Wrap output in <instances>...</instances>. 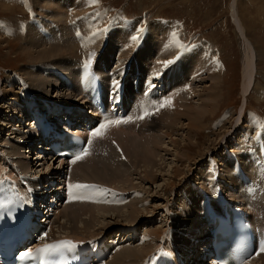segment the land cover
<instances>
[{"label":"rangeland","instance_id":"1","mask_svg":"<svg viewBox=\"0 0 264 264\" xmlns=\"http://www.w3.org/2000/svg\"><path fill=\"white\" fill-rule=\"evenodd\" d=\"M30 1L32 4V7L29 8V5L24 3L25 7L22 8V6L20 4H16L17 2H19V0H0V79H1L0 80V87H1L0 88V112L2 110V114L0 113V153H3L6 155V157H0V159H1L0 163L3 162L2 160L14 162V163L18 164L22 169H24V165H25L27 167L26 169H28V171H31V173H33L32 170L34 171V168H32V166L34 165V162H31L32 160L31 161L27 160L25 155L20 156V158L17 156H15L17 158H12V156H13L11 153L12 147H18L17 144H19L22 141H20L21 137L19 135V132L21 130H18L17 132H14V131L10 132V133H13L12 135L9 133V128H10V125H12V122H14V120H16L15 119L16 117H18V119H20V117H21V115H19L20 114L19 111H15V110L13 111L10 106L12 105V103L14 101L21 102L22 96L26 95V93L31 94L32 98L34 97L36 101L37 100H40V101L48 100L49 102H53V100L62 101L63 98H61L60 96L63 97L64 94L67 95L68 91H65V88H63L64 87V85H63L64 80H62V78L59 75H57L54 72V70L58 69V70H61L63 72L66 69L64 74L66 75V78H67L66 83H69V89H72V88L78 89V85L75 82V79H76L75 69L79 68L78 66L80 64L84 63V61H92L97 57L98 53L100 52V49H98L99 48L98 44L100 42H102V45L104 44L103 46L100 45L101 46L100 48H102V51L100 53L101 58L105 59L106 64H109L115 68L119 67L120 64H123L124 62H126V60H128L131 57L132 52H133L132 50H134L133 47L135 46V43L137 44L138 42H143L139 51L136 52L133 56L134 68H131V70L133 69L132 74L134 72H136L138 69L141 72L144 70L146 77L152 76L151 74H155V72H156L155 68H157L156 66H151L152 69L154 68L152 70L151 68L148 69V67L144 66L143 62H140V61H142V59L145 55V52L148 49L147 41H148V38L150 36L149 29L147 31L146 37L142 38V36H141L142 32L138 33V30H137V25L139 22L138 20L137 21L136 20H133V21L129 20L128 22H127V20H119L118 18H122V17L117 16L115 14H120L122 16L128 15V17L136 16L137 19H141V20L147 19L151 23V24H149L150 26L151 25L154 26V25H158V24H160V25L165 24L166 27L168 26L172 30V32H173L172 37H174V34H175V38H177L179 40V43L181 44L180 46L183 45L186 48H193L195 46L206 48V49H208V51L210 50L209 53H210V58H212V61L218 65H221L220 66L221 71H222L221 72V82H219L220 83V86H219L220 89L218 88L219 98L217 100V102L220 105V106L217 105V107H220V108H218L216 111H214V109H210V108L206 109V111H210V112L208 114H205V115H208L209 117L211 116V118L213 117L212 119L203 123L204 126H206V128L209 127V129L206 130V128L203 127L202 129L190 132V134H189V131H190L189 125L191 122H194L196 119L193 116L188 117L185 113H186V111L190 110L191 108L200 110L198 108V106H200L202 103H208L209 98L207 96H208V93L210 92V90H209L210 86L214 85L215 83H213L214 81L210 77L208 78L206 76V71H204V74L201 76V71L199 70L198 65H192V66L189 65V67L184 65L182 63L183 59H185L184 56H183V59L182 58H176L175 56H173L172 57L173 60L172 59H170V60H172V62L174 64L172 65V63H171V65H169L168 68H165V65H164V68H162V71L163 72L166 71V73L164 75V84L165 85L163 86L164 88L162 90V92H163L162 96L166 97V100L167 99L171 100L172 98L177 97L176 100L178 102L180 100V102H182V104H183L182 106L176 108L175 112H173V114H175V115L182 113V116H181L182 120L180 121V126L177 127L178 131L175 133V135H173L171 137H166L165 136L166 134H165L164 137L160 139L161 142L157 147L158 151L156 150L153 153L154 155H151L155 164H156L154 166V168H152L153 173L156 175V177L152 179V182L149 180H145V178H144L145 175L143 174L144 169L133 168L132 170H130L129 171L130 176L128 177V180L130 181V185L133 186L132 190L129 189L133 193L131 199L130 198H128L127 200L126 199H117V202H113L111 206H106V205L104 206L102 203H96V204L102 205V207H105V208L110 207V208H114V209L117 208L118 209V208L123 207L124 209L121 208L123 211L119 210L120 212H122L121 214L119 213V211L116 212V213H119L120 216H118V214H116L115 211H112V212L109 211L110 209H108L107 211L102 210L101 213H99V217H97L98 220L100 221L98 224L99 226L97 225L96 226L97 228L90 229L91 232L93 230L97 229L96 230L97 233H101L100 230H102V228H105L106 226H109L111 224L110 227H113V229H114L113 232H111V231L109 232V230H105L106 232L103 231L102 236H100L102 239H105L106 237H110L111 235H114V234L118 235L121 232L124 233L123 237H125V235H128L130 237V239H132V237L133 238L136 236L138 237V233H139V235H141L142 240L140 243H138V244H136V243L133 244V242L123 243L120 249H122V248L123 249H125V248L139 249L140 247H142V245L146 244L145 240L148 241V239H145L144 237L149 236V234L151 235L150 231L152 232V230L154 231L155 229H156V231H159L158 229L166 230L168 228H172L176 231L178 230L179 233L190 231L193 235L194 234V232H193L194 225L185 226L186 221H184V218H186V216L191 215V213L189 214L188 211L191 210V208L193 209L194 205L188 204L186 199L185 200L183 199L184 189H186L187 191H191V182L195 181V182H197V184H200L202 178H211L213 175H215V173L213 174V172H210V173L206 172L207 166L209 167V170L212 167L210 164L211 159L217 160L219 163V161L222 159H216V156L217 155L222 156L223 149L225 146H227L228 148H231V150H235L237 147L239 148L241 143L244 141V137L243 138L239 137L240 134L243 133L244 129L249 132L251 130L253 131V129H256L257 127L260 129L261 126H262L261 128H263V126H264L262 124H259L258 121L255 119V118H257V119H260L261 121L264 120V0H99V2L97 0H90V1L89 0H83L84 3L87 5L92 4L91 10L89 11V13L92 12V14L94 15L92 21L94 22L95 19H99V21H102L100 23L98 21H96V23H98V27L96 26L97 28H94L95 25H97L95 22H94L95 25L93 22H92L93 25L92 24L89 25L88 22H87L88 25L87 24L86 25L87 26L92 25L91 30L92 31H94V30L99 31L100 35L102 33V37L104 39L101 38V36L99 35L98 32L94 31L95 32V35H94V33L91 30L86 29L87 26H82L83 24H80L83 22V21L80 22V20H79L80 19L79 17L81 15L79 17L75 16V17H77L76 19L79 18L78 19L79 21L75 20V17H74L75 14L74 13H76V11L74 12L73 7H71L70 4H68V6H67L68 12L70 11L69 12L70 14H67V16L71 20L67 16H65L66 18L64 17L63 19L57 18L58 20H56L55 17H52L50 15V12L52 10H48V16H51L49 18V21L51 22V25H52V28H51L50 27L51 25L49 24L50 32H51V30H54V28H56L57 26L60 25V28H62V30H63L62 32L64 35L62 33H59L60 35L58 34V36L60 38L62 35H63V37L65 36L63 39L65 42L64 46L70 47L71 48V51L69 50L70 52H74V50H75L74 54H76L75 56L73 55L74 56V58H73V56H72L73 53L71 54L69 52V54H70V57H69L68 51H67V49H65L67 51V54L65 53L64 50H61V51L55 53L56 55H50L49 54L50 56L48 55V57H45L46 55H44L45 60L46 59L49 60V58L50 59L54 58L57 60H62L63 62L68 61V63H65V64H61L60 62H57V65L56 66L54 65V67L49 66L48 64H46V62H40V61L35 62L34 60H31V58H29V56L27 57V55L29 53L28 49L27 50L25 49V52L20 49L22 46V43L24 41V35L26 34V32L31 30L30 24L34 23L36 26L38 23V19H40V17L42 19L41 21L46 22V21H44V18H43L45 16H41V15H43L42 11L45 10V8H47L51 4V0H48L50 2V4L47 1L48 3L47 2H41L42 4L38 3L39 6H37V5L35 6L34 1L33 0H30ZM233 3H234L235 11L237 13V18H238L240 24L244 27L246 37L248 38L249 42H251L253 49L255 50L254 51L255 55H256V57H255L256 58V72H255L256 75H255V81H254V85H253V89H252L253 91L251 92V94H249L246 97L245 102H243L242 91H241L242 88L241 87H242V80H243L242 70H243V66H244V62H245L246 58H244L245 57L244 56L245 50H244L243 39L240 36V34H238L239 33L238 29L235 26L234 21H233V12H234L233 8H232ZM46 4H48V5L46 6ZM71 4L75 7L78 5L75 2H72ZM4 7H6V8H4ZM34 7H35L36 12L34 11ZM113 7H114V9H112ZM11 8H13V10H15V12L18 10H21V11H18L15 13L14 11L8 12V10H6V9H11ZM28 8H29V10H28ZM48 8H50V7H48ZM32 11H33V13H32ZM64 11H65V13H68L67 10H64ZM97 12H98V14H96ZM37 13H39V14H37ZM69 15H72V16L70 17ZM112 15H115L116 17L112 19V20H114L112 25H111L112 28L110 27V31H107V30H109L106 27V25L109 23V19L107 20V18H108L107 16H112ZM30 17H31V21L28 22ZM45 18H47V17H45ZM109 18H111V17H109ZM157 18H158V20H161V21L166 19L169 21V23L157 21ZM52 19H54V20L52 21ZM55 20L57 21V23L61 20L62 24H57ZM73 20H75L76 22H74ZM103 20L107 21L105 26H104ZM54 22H55V25L57 24L56 26L55 25L53 26ZM63 22H65L64 24H66V25L68 24V25L64 26ZM85 22L86 21H84L83 23L85 24ZM24 23H26L25 26H24ZM135 23H137V24H135ZM72 24H73L74 28L72 27ZM79 24L82 27H80ZM27 25H29V26H27ZM23 26H24V28H22ZM75 26L77 28H75ZM130 26H132L133 28L131 27V29H130ZM173 26L176 27V29L173 28ZM127 27H129V28H127ZM79 28H81V29H79ZM122 28H124V29H122ZM7 29L11 30V31L9 33H5L4 31H6ZM68 29L70 32L73 33V36H69L70 34L67 33V32H69ZM86 30H88V31H86ZM124 30L126 33L124 32ZM136 30H137V33L134 34L136 32ZM64 31H65V33H64ZM39 32H41V30ZM91 32L93 33V36H92ZM78 33H79V35H78ZM87 33L89 34V36ZM48 34L50 35L52 33H48ZM75 34H76V36H75ZM120 34L121 35L123 34L126 36L121 37ZM80 35H81V37L83 36V40L80 37ZM85 35L88 37L91 36L93 38L91 39V37H90V38H88V41H86L87 39H86ZM53 36H55V34ZM132 36H135V39H133ZM179 36H181V37H179ZM55 37H53V40H55L54 39ZM84 37H85V40H84ZM95 37L97 39L100 38L102 41L99 42L100 39H98V41L97 40L94 41V43L97 42V43H95L97 45H95V44L94 45L96 47H98V48H95L96 51H95V49H93L95 51V53H94L91 48L95 47L92 44L93 40H95L94 39ZM105 37L107 39L106 42H105V40H106ZM182 37H183V39H182ZM50 38H52V35L50 36ZM80 38L82 41H84V42L86 41V43H85L86 50L88 49L87 50L88 52L92 51L94 53V54L92 52L88 53L89 55H92L91 57L94 59H92L90 56L87 58L86 56L88 54L86 53L87 55L86 54L84 55V52H81V51L85 50V47H83L84 49L81 48L82 47L81 45H83L84 43L79 44V41H81ZM160 40H161V38H160ZM178 40H176V41H178ZM183 40H185L186 42H195L196 44L184 43ZM75 41H77V42H75ZM90 41H91V43H89V45H90L91 50H89V48H88L89 47L88 42H90ZM119 41H121V42H119ZM49 43H52V42H49ZM129 43H131V44L129 45ZM126 44L129 46H126ZM77 45H79L77 47L78 49H76ZM91 45H93L94 47H92ZM79 47L81 48V50ZM121 47H122V49H121ZM72 49H74V50H72ZM123 49L124 50L126 49V50L124 51ZM23 52H24V54H23ZM60 52H61V54H60ZM78 53H79V55H78ZM142 53H143V55H142ZM64 55H67L69 57V58L67 57L69 60ZM81 55L84 57H82ZM115 55L118 56L117 62H115L116 64L114 63ZM77 56H78V58H77ZM122 56H124V57H122ZM56 57H58V58H56ZM70 58H72V59H70ZM212 61H210L209 68L212 64ZM151 63H152V61L149 62L148 64H151ZM156 63L158 64V61H156ZM59 64H61L60 65L61 68H59L60 67ZM167 64H170V63H167ZM63 65L65 67H63ZM169 67H173V68L169 69ZM62 68H64V69H62ZM44 69H46L44 71L45 72L44 75L46 74L45 79H47L48 81L52 80L54 82L51 81V83H53V84L56 83L58 85V88L61 87V91H63V92L60 94V96H59V92H58V88H57L56 84H54L53 86H51V84H50V90H49V85L47 87H45L44 89L50 91V93H49L50 97L49 98L48 97L42 98V97L37 96V95L33 96L31 91H29V89H28L29 88L28 85L24 86L22 84L17 83L18 81L24 80V78H27L25 76V75H27V73L33 72L36 70H39L41 72ZM49 69H52V70H49ZM145 69H146V71H145ZM52 73H55L56 76H52ZM22 74H24V75H22ZM182 74L183 75L192 74V75L198 77L196 79V81L194 82L195 92L192 91L195 95H192L190 93V90L193 88V85H188V84L185 85V87H187L186 91L184 90L185 87L182 88L183 90H181V88H179L180 90L174 88V86L178 80L177 77L178 76L180 77V75L182 76ZM34 77L41 78V76L39 74H35ZM51 78H53V79H51ZM199 79H201V80H199ZM24 81L27 84H29V86L32 85L30 80L29 81L24 80ZM57 82H59V83H57ZM219 83H217V84H219ZM191 86H192V88H191ZM39 87L42 88V85L41 86L39 85ZM53 87H54V89H53ZM2 90H6L9 92V94H8L9 96L7 97L6 101H2L3 100ZM175 90L181 91V93L183 94V97L180 98V97L176 96L179 91L175 92ZM204 90H207V92ZM70 92H71V90H70ZM13 93H17V96H19L18 100H16L14 98ZM184 93H186V94H184ZM172 94L175 96L173 97ZM189 94H190V96H189ZM187 95H188L189 99L185 98L186 100H183L184 96H187ZM81 96H82V94H81ZM171 96H172V98H171ZM140 99H142V98H139L138 101H142ZM63 103L65 105L72 103L73 105H75L77 107L80 106L77 101L69 102V101H67V99ZM160 104H161V102H160ZM178 104H181V103H178ZM158 106H159V103H158ZM164 107H166V105ZM242 108H244V109H243V112L241 114ZM162 111H163V108H162L161 112ZM158 114H159V112H158ZM153 116H158L157 112ZM154 119L157 120L156 121L157 124H159V125L163 124L162 121H160L157 117H155ZM150 120L152 121L153 117L150 116L144 122H140V121L135 122L137 124L141 123V124H139L140 127L137 126V128H134L136 126L133 127L132 124H130L127 126H118V128H115L112 130L109 129L110 131L108 133H106L104 136H102V138H99L93 142V147H95V146L98 147V151H97L96 155L92 154L88 158H86V161H84L85 164L83 163L84 167L89 166L94 161L98 160L97 159L98 153L100 155L102 150H103V153L105 152L104 155H105L106 159L110 158L111 161H115L117 159L116 157H118L119 154H124V151H125L124 144L125 143L122 141L127 142L126 140L135 133L134 131L142 132V133L144 131L148 132V128L152 126V122ZM147 121H150L151 123L147 122ZM25 124L26 123H24L25 127L22 126V131H21L22 133H23V131L24 132L30 131V130H28V128H26L27 125H25ZM242 124H243V126H241ZM14 125L19 126V123H16ZM181 126H183V127H181ZM185 127L187 129L184 130ZM223 127H225V128H223ZM130 133H132V134H130ZM164 133H166V132L164 131ZM154 134L159 135L158 132H156ZM186 134H187V137H185ZM199 134H200V137H199ZM248 137H250V136H248ZM121 138H123V139H121ZM143 139L141 142L145 143ZM116 140H117V142H115ZM111 141H112V143H111ZM113 141H114V143H113ZM176 141L180 144H177L176 146H174L173 143ZM213 141H215V144L212 145ZM24 143H27V142H24ZM118 143L119 144L121 143V145L124 143L122 145V148L120 147V145ZM232 144H234V145H232ZM117 145L121 149L119 147H117ZM186 145L191 146V150L189 151V157L197 158V157H200V154L204 157L199 159L196 164H192V163L186 161L185 160L186 158L181 156L182 147L186 146ZM231 145L233 147H231ZM23 146H24V144H23ZM234 146H236V147H234ZM106 147H107V150H105ZM207 147H209V149H212V150L209 151V149H205ZM114 148H118V149L115 150ZM237 149L234 152L237 153L238 152ZM257 149H258V147L255 146V150H257ZM118 150H120L121 152H119ZM148 151L150 152L149 149H148ZM106 152L108 153V155H106L107 154ZM183 152H185V150H183ZM110 153L114 154V155H112V158H111ZM145 153L148 154V152H146V150H145ZM236 155L239 156L238 154H236ZM108 156H110V157H108ZM230 161L231 160L222 161L220 164L222 166L221 169L219 168L220 165L217 163V167L215 168L219 172H223L224 176L228 172V175L230 176L231 179H228L227 175H226V178H225L226 185H231V188H233V187L236 188V189H234V191L231 194H230V190H227L230 198L232 197V198L236 199L235 195L241 189L239 186L245 185L244 186L245 188H243L244 190L242 189V191L246 192V190H247V192H248L250 190L251 192L249 191L248 195L253 196V198H251V199L255 200L258 198V200H260L259 194H256V193L261 188L262 183L260 186L259 180H255L256 178L252 177L253 174H258V172L260 170L256 169L257 167L255 165H253V164L251 165V163H248L249 167L251 168V166H252V168L250 170L251 176L249 174H247V175H249L250 178H254L255 181L253 180L254 181L253 184L251 182V179L248 180L247 182H244V181H241L240 179H238L237 175L234 174L233 162H230ZM52 162L53 161L48 158L45 161L46 167H47V165L53 166ZM207 162L209 164L204 166ZM191 164H192V166H191ZM55 165H56L55 167L58 166L57 163H55ZM34 166H37V165H34ZM255 169H256V171H255ZM39 170L40 169H38V171ZM176 171H180V172L182 171L183 173H185L184 175H182L180 177V179L178 181H176L178 186L171 187L170 185H168L166 187V184H168L174 180L175 175L172 172H176ZM224 171H226V172H224ZM253 171H255V172H253ZM203 172H206V173L203 174ZM230 172H232L231 175H230ZM261 172H262V170H261ZM261 172H259V174ZM55 174H56V172H53V174H51V176H53ZM172 177H174V178H172ZM221 177L223 178V176H221ZM233 178H235V179H233ZM236 178L238 181L236 180ZM231 180L234 181L235 183L231 182ZM241 182H242V184L243 183L244 184L239 185V183H241ZM92 184L94 185V183H92ZM201 185H205L206 186L205 188H208L206 184H201ZM210 185H212V184L210 183ZM236 185H238V187ZM263 185H264V182H263ZM117 187H120V186H117ZM219 188L220 187H218V189ZM129 190H126V191L129 192ZM207 191H209V188ZM263 192H264V190L261 191L260 193H263ZM190 196H191L190 198L192 199V201L200 203L201 199L196 198L197 193L195 194L194 191H191ZM136 198L138 200L137 204L139 203V205H136V207H137L138 211H140V217H139L140 219L138 221H136L135 225L129 226V223L127 221L128 220L127 217H128V212L130 211V208H132V207H130L131 205H128V204H133V202L136 201V200L134 201V199H136ZM238 198L242 199V198H240L239 193H238ZM244 200H245V202H247V204H249L251 202L250 198H246ZM240 201H242V200H240ZM248 201H250V202L248 203ZM91 203L95 204L93 202H91ZM243 204H245V203H243ZM65 205L66 204H63L62 208ZM116 206H118V207H116ZM125 206H127L129 208H127V207L125 208ZM102 207H100V208H102ZM173 211L175 212L174 214H176L175 217H174V215H171V213ZM100 214L101 215L103 214L102 215L103 217ZM248 214H249V216L251 215L249 212H248ZM117 224H120V225H117ZM58 229L59 228L54 227L53 232L55 230L54 233L57 234ZM200 232H202V230ZM89 233L90 232L88 231L87 234L90 235ZM126 233H128V234H126ZM175 234L177 235V233H175ZM196 238L201 239L202 237L197 236ZM180 241L183 242V244L185 246H188V250H189V246H190L189 243L191 242V239L190 238L187 239V237H185V234H183ZM155 243H156L155 246L160 245V244H158V242L154 241V244ZM183 248L186 249V247H183ZM194 248L192 247L191 250L194 251ZM188 250L186 249V253H187V255H190V259H192V256H193L194 258H197V260H198V257H197L198 254L195 256L194 253H190V252H188ZM118 251H119V249H118ZM195 253H197V252H195ZM111 257H112V255H110V257L106 261V263L109 262V260H111ZM260 260H264V256L261 257ZM260 260L256 264H261L262 262H260Z\"/></svg>","mask_w":264,"mask_h":264},{"label":"bare ground","instance_id":"2","mask_svg":"<svg viewBox=\"0 0 264 264\" xmlns=\"http://www.w3.org/2000/svg\"><path fill=\"white\" fill-rule=\"evenodd\" d=\"M34 1V5L36 6H39L38 5V3L39 4H42L41 2H47L48 0H33ZM83 0H51V4H50V2H49V6L48 7H50V8H45V10H43L42 12H43V15H41V16H45V17H47V18H45V17H43L44 18V21H46V22H43V21H41L42 19H41V17H40V19H38V23H37V25L35 26V24L34 23H32V24H30L31 26V30H29L28 32H26V34L24 35V41H23V43H22V46H21V50L22 51H24L25 52V49L27 50L28 49V55H27V57L29 56V58H31V60H34L35 62H46V64H48L49 66H53L54 67V65L56 66L57 65V62H60L61 64H65V63H68V61H65V62H63L62 60H57V59H50L49 58V60L48 59H46L45 60V57H48V55L50 54V55H56L55 53H57V52H59V51H61V50H64L65 51V53L67 54V51H68V55H69V57H70V54H69V52L71 51V48L70 47H66V46H64V44H65V42H64V37H63V30H62V28H60V25L59 26H57L56 28H54V30H51V32H50V30H49V24L51 25V22L49 21V18L52 16V17H55L56 18V20H58V19H63L65 16H67V14H70L69 12H68V9H67V6H68V4H70V6L71 7H73V10H74V12L76 11V13H74L75 15H74V17L75 16H80L78 19L80 20V22H84V21H86L85 22V24L82 22V23H80V24H83L82 26H87L88 24L90 25V24H92L93 25V23L95 22L96 23V21H98L99 23L100 22H102V21H99V19H95L94 20V22L92 21V19H93V14H92V12H90L89 13V11L91 10V5L92 4H90V5H87V4H85L84 3V1L82 2ZM90 1V0H89ZM47 2V3H48ZM72 2H75V3H77L78 5L75 7V6H73L71 3ZM96 2V1H95ZM94 2V3H95ZM18 3V2H17ZM48 4H46V6H47ZM66 5V6H65ZM75 5V4H74ZM45 7V6H44ZM4 8H6V7H4ZM8 8V7H7ZM232 8H233V21H234V24H235V26L237 27V29H238V34H240V36L242 37V39H243V42H244V50H245V57L244 58H246L245 59V62H244V66H243V70H242V75H243V80H242V89H241V91H242V97H243V102H245V100H246V97L249 95V94H251V92L253 91L252 89H253V85H254V81H255V72H256V55H255V50L253 49V46H252V44H251V42H249V40H248V38L246 37V34H245V29H244V27L240 24V22H239V20H238V18H237V13H236V11H235V8H234V3L232 4ZM6 10H8V12H15V10H13V8H11V9H6ZM11 10V11H10ZM24 10V9H23ZM48 10H52L51 12H50V15L51 16H48ZM64 10H67V12L68 13H65V11ZM72 10V9H71ZM18 11H21V10H18ZM18 11H16V12H18ZM34 11H35V7H34ZM15 12V13H16ZM36 12V11H35ZM62 13V14H61ZM37 14H39V13H37ZM96 14H98V12L96 13ZM70 17L72 16V15H69ZM68 17V16H67ZM105 17V16H104ZM58 18V19H57ZM66 18V17H65ZM69 18V17H68ZM77 17H75V20H77V21H79L78 19H76ZM47 19V20H46ZM70 19V18H69ZM73 19V18H72ZM54 19H52V21H53ZM55 20V21H56ZM71 20V19H70ZM75 20H73L74 22H76ZM101 20V19H100ZM104 21V20H103ZM129 20H127V22H128ZM87 22H88V24H87ZM93 22V23H92ZM56 23H57V21H56ZM65 22H63V25L65 26L66 24H64ZM69 23V22H68ZM78 23V22H77ZM95 23H94V25H95ZM118 23V22H117ZM156 23V22H155ZM57 24H62V22H61V20L57 23ZM56 24V25H57ZM79 24V25H80ZM87 24V25H86ZM97 25H95V27L94 28H97L98 27V23H96ZM122 24V23H121ZM120 24V25H121ZM135 24H137V23H135ZM151 24V23H150ZM158 24V23H157ZM55 25V22L53 23V26ZM55 25V26H56ZM68 25V24H67ZM66 25V26H67ZM91 25V26H92ZM117 25V24H116ZM163 25V26H162ZM27 26H29V25H27ZM77 26V25H76ZM75 26V28H77ZM81 25H80V27H82ZM91 26H87V28L86 29H88V30H91L92 29V27ZM97 26V27H96ZM100 26V25H99ZM122 26V25H121ZM51 28H52V25L50 26ZM69 27V26H68ZM72 27H73V24H72ZM71 27V28H72ZM79 27V26H78ZM126 27V26H125ZM131 27L132 26H130V29H131ZM74 28V27H73ZM127 28H129V27H127ZM126 28V29H127ZM133 28V27H132ZM79 29H81V28H79ZM121 29V28H120ZM122 29H124V28H122ZM41 30V32H39ZM65 30V29H64ZM88 30H86V31H88ZM112 30V29H111ZM133 30V29H132ZM27 31V30H26ZM68 31H69V29H68ZM92 31V30H91ZM95 31V30H94ZM92 31L93 33H94V35H95V32H98L99 33V35H100V32L99 31ZM149 31H150V36H149V38H148V41H147V45H148V49L146 50V52H145V55H144V57H143V59H142V61H140V62H143L144 63V66H146V67H148V69L149 68H151V66H156L157 68H155V70H156V72H158V71H162V68H164V65H165V68H168V66L169 65H171V63L170 64H167V62H169V61H172L173 60V56H175L176 58H182L183 59V56H184V58L185 59H183V61H182V63L184 64V65H186V66H188L189 67V65H198V67H199V70L201 71V76L204 74V71H206V76L209 78H211L214 82L213 83H215L214 85H212V86H210V92L208 93V98H209V101H208V103H202L200 106H198V108L200 109V110H198V109H194V108H191L190 110H188V111H186V115L188 116V117H191V116H193L196 120L194 121V122H191L190 123V125H189V127H190V131H189V134H190V132H192V131H196V130H199V129H202L203 127H205L206 128V126H204V122H207L208 120H210V119H212L211 118V116L209 117L208 115H205V114H208L210 111H206V109L207 108H210V109H214V111H216L218 108H220V107H217V105H219V103L217 102V100H218V98H219V94H218V88H219V86H220V83L219 82H221V65H218V64H216V63H214L213 61H212V58H210V53H209V51H208V49H206V48H203V47H197V46H195V47H193V48H186V47H184L183 45L182 46H180L181 44L179 43V40L177 39V38H175V34H174V37H172V30L167 26H165V24H158V25H149ZM74 32V31H73ZM91 32V33H92ZM124 32H125V30H124ZM128 32V31H127ZM134 32V31H133ZM24 33V32H23ZM48 33H52V34H48ZM59 33H62L63 35L61 36V38L58 36V34ZM64 33H65V31H64ZM67 33H69L68 35L69 36H73V33L72 32H67ZM76 33V32H75ZM93 33H92V36H93ZM126 33V32H125ZM137 33V30H136V32L134 33V34H136ZM48 34V35H47ZM55 34V36H53ZM88 34V33H87ZM52 35V38H50V36ZM60 35V34H59ZM67 35V34H66ZM78 35H79V33H78ZM83 35V34H82ZM121 35V34H120ZM129 35V34H128ZM149 35V34H148ZM49 36V37H48ZM75 36H76V34H75ZM88 36H89V34H88ZM88 36H86L85 35V37H86V41H88V38H90V37H88ZM101 38H103L102 37V33H101ZM113 36V35H112ZM124 37V36H126V35H121V37ZM131 36V35H130ZM48 37V38H47ZM53 37H55L54 39L55 40H53ZM67 37V36H66ZM80 37H81V35H80ZM85 37H84V40H85ZM135 36H132V38H134ZM146 37V36H145ZM148 37V36H147ZM179 37H181V36H179ZM82 38V40H83V36L81 37ZM81 38H80V40H81ZM93 37H91V39H92ZM160 38H161V40H160ZM95 40H93V45L95 44V43H97V42H95L94 43V41H98V39H100V38H94ZM104 39V38H103ZM119 39V38H118ZM124 39V38H123ZM126 39V38H125ZM45 40V41H44ZM66 40V39H65ZM79 40V39H78ZM81 40V41H82ZM131 40V39H130ZM129 40V41H130ZM176 40H178V41H176ZM79 41V44H82V43H84L83 45H81L80 47L81 48H83V47H85V50H86V46H85V43H86V41L84 42V41ZM92 41V40H91ZM91 41L90 42H88V48H89V50H91L92 49V51L95 53V51H96V49L95 48H98V47H96L95 45H97V44H95L94 46L93 45H91L92 47H94V48H91L90 49V45H89V43H91ZM100 41H102L101 39L99 40V42ZM112 41V40H111ZM128 41V42H129ZM139 41V40H138ZM142 41V40H141ZM49 42H52V43H49ZM73 42V41H72ZM75 42H77V41H75ZM81 42V43H80ZM119 42H121V41H119ZM131 42V41H130ZM146 42V41H145ZM101 43V44H100ZM98 45H99V48L98 49H100V47L102 46V42H100ZM132 43V42H131ZM131 43H129V45L131 44ZM46 44V45H45ZM123 44V43H122ZM128 44V43H127ZM126 44V46H129V45H127ZM70 45V44H69ZM87 45V44H86ZM101 45V46H100ZM135 45H136V43H135ZM145 45V44H144ZM73 46V45H72ZM79 45H77L76 46V49H78L77 47H78ZM117 46V45H116ZM122 46V45H121ZM125 46V45H124ZM79 47V48H80ZM81 48H80V50H81ZM126 48V47H125ZM141 48V47H140ZM146 48V47H145ZM185 48V49H184ZM208 48V47H207ZM65 49H67V51L65 50ZM75 49V48H74ZM74 49H72V50H74ZM84 49V48H83ZM82 49V50H83ZM93 49H95V51L93 50ZM121 49H122V47H121ZM30 50V51H29ZM70 50V51H69ZM85 50H83V51H81V52H84V55L87 53H90V52H92V51H90V52H88L87 50V52L85 51ZM124 50V49H123ZM126 50V49H125ZM124 50V51H125ZM164 50V51H163ZM77 51V50H76ZM133 51V50H132ZM141 51V50H140ZM145 51V50H144ZM24 52H23V54H24ZM74 52H75V50H74ZM74 52H70L71 54H72V56L74 55H76V54H74ZM78 52V51H77ZM76 52V53H77ZM92 52V53H93ZM165 52V53H164ZM93 53V54H94ZM125 53V52H124ZM136 53V52H135ZM164 53V54H163ZM60 54H61V52H60ZM64 54V53H63ZM86 54V55H87ZM123 54V53H122ZM44 55H46L45 57H44ZM49 55V56H50ZM78 55H79V53H78ZM83 55V54H82ZM81 55V56H82ZM108 55V54H107ZM142 55H143V53H142ZM58 56V55H57ZM64 56H66V58L68 57L67 55H64ZM74 56H73V58H74ZM91 57L92 55H87L86 57L88 58V57ZM133 56H134V54L132 55V61H131V64L130 65H132L131 66V68H134V62H133ZM68 57V58H69ZM80 57V56H79ZM82 57H84V56H82ZM117 55H115V58H114V63L115 62H117ZM122 57H124V56H122ZM139 57V56H138ZM56 58H58V57H56ZM61 58V57H60ZM67 58V59H68ZM77 58H78V56H77ZM92 58V57H91ZM100 58H101V56H100ZM70 59H72V58H70ZM92 59H94V58H92ZM170 59H172V60H170ZM69 60V59H68ZM152 61V63L151 64H148L149 62H151ZM156 61H158V64L156 63ZM210 61H212V64H211V66H210V68H209V65H210ZM147 63V64H146ZM61 64H59V66L61 65ZM116 64V63H115ZM48 66V67H49ZM47 67V68H48ZM63 67H65L64 65H63ZM69 67V66H68ZM72 67V66H71ZM76 67V66H75ZM56 68V67H55ZM54 68V69H55ZM58 68V67H57ZM59 68H61V66L59 67ZM114 69H116L115 67H113ZM172 69L173 67H169V69ZM196 68V67H195ZM62 69H64V68H62ZM68 69V68H67ZM152 69V68H151ZM150 69V70H151ZM154 69V68H153ZM152 69V70H153ZM168 69V70H169ZM46 69H44V70H42L41 72L39 71V70H36V71H33V72H29V73H27V75H25L27 78H24V80H26V81H29L30 80V82L32 83V85L31 86H29V84H28V89H29V91H31V93H32V95L34 96V95H37V96H40V97H42V98H46V97H50L49 96V93H50V91H48V90H46V89H44L45 87H47L48 85H49V90H50V84H51V86H53L54 84H56V83H51V81L52 80H50V81H48L47 79H45V75H44V71H45ZM49 70H52V69H49ZM56 70V69H55ZM55 70H54V72H55ZM58 70V69H57ZM66 70V69H65ZM65 70L63 71V73L65 72ZM72 70V69H71ZM144 71V70H143ZM145 71H146V69H145ZM75 72H76V77H77V75H78V68L77 69H75ZM139 72H141L139 69L136 71V72H134L133 73V76L134 77H136L138 74H139ZM154 72V71H153ZM155 72V73H156ZM148 73V72H147ZM146 73V74H147ZM165 73H166V71L164 72V75H165ZM35 74H39L40 76H41V78H38V77H34L35 76ZM151 74V73H150ZM181 74V73H180ZM22 75H24V74H22ZM151 75H153V74H151ZM52 76H56L55 75V73H52ZM23 78V77H22ZM164 78V77H163ZM180 78V79H179ZM198 77H196V76H194V75H192V74H186V75H183L182 74V76L180 75V77L178 76L177 77V82H176V84H175V86H174V88L175 89H179V88H181V90H183L182 88H184L185 87V85H193V88H192V86H191V90H190V93L192 94V95H195L192 91H194L195 92V84H194V82L196 81V79H197ZM206 78V77H205ZM207 78V79H208ZM50 79V78H49ZM51 79H53V78H51ZM1 80V79H0ZM62 80H64V79H62ZM61 80V81H62ZM199 80H201V79H199ZM198 80V81H199ZM41 82V83H40ZM52 82H54V81H52ZM57 83H59V82H57ZM217 83H219V84H217ZM39 85L41 86L42 85V88H40L39 87ZM57 85V84H56ZM63 85H64V87L63 88H65V91H68V93H67V95H63V97L62 96H60V94L63 92V91H61V87H59L58 88V85H57V88H58V92H59V96L61 97V98H63V100H62V102H65V100L67 99V101H69V102H74V101H77L78 103H79V101H80V99L82 98V96H81V92L78 90V89H75V88H72V89H69V83H66V80H64V83H63ZM165 85V84H164ZM1 88V87H0ZM186 88L187 87H185V91H186ZM27 89V90H28ZM53 89H54V87H53ZM220 89V88H219ZM60 90V91H59ZM70 90H71V92H70ZM180 90V89H179ZM179 90H175V92L177 91H179ZM126 91H131V88H130V86H128L127 88H126ZM204 91H206L207 92V90H204ZM180 92V93H179ZM178 92V94L176 95V96H178V97H183V94L181 93V91H179ZM184 92V91H183ZM37 93V94H36ZM9 94V92L8 91H6V90H2V98H3V100L2 101H6L7 100V97L9 96L8 95ZM181 94V95H180ZM184 94H186V93H184ZM13 95H14V98L16 99V100H18L19 98V96H17V93H13ZM19 95V94H18ZM21 95V94H20ZM23 95V94H22ZM31 95V94H30ZM173 95V94H172ZM191 95V96H192ZM170 96V95H169ZM189 96H190V94H189ZM21 97V96H20ZM66 97V98H65ZM131 97V99L133 100H135V101H138V99L139 98H141V97H138V96H130ZM171 98H172V96H171ZM175 98V97H174ZM177 98V97H176ZM176 98L174 99V101L176 100ZM185 98H187V99H189V97H188V95L187 96H184V99L183 100H186ZM173 99V98H172ZM171 99V103L170 104H167L166 105V107H164V106H162V107H160L161 106V104H160V102H159V106L158 105H156V107H159L157 110H155L154 112L156 113L157 112V115L159 116L158 117V119L160 120V121H162V123L163 124H157V120L156 119H153L151 122H152V126L151 127H149L148 128V132H137V131H134L135 133L131 136V137H129L126 141L127 142H125V141H122V142H124L123 144H124V149H125V151H124V154H119L118 155V157H116L117 159L118 158H120L121 160H115V161H111V159L110 158H105V152L103 153V150H102V152L100 153V155H99V153H98V160H96V161H94L92 164H90L89 166H85L84 167V165H83V163H84V161H86V158H88V156L89 155H87V157L85 158V160L84 159H80V160H78L77 162H76V164L74 165V167H73V171H72V174H73V179L74 180H72V182L74 183V184H88V183H90V184H92V183H94V186H96V188H98V187H100V186H103L104 184L106 185V186H108V187H112V188H114V189H117V190H121L122 192L125 190H129V189H131L132 190V188H133V186H131L130 185V181L128 180V177L130 176L129 174H130V170H132L133 168H140V169H144V175H145V180H149V181H151L152 182V179L153 178H155L156 177V175L153 173V170H152V168H154V166L156 165L155 164V162H154V160H153V158H152V156L151 155H154L153 153L157 150L158 151V149H157V147H158V145L160 144V139L161 138H163L164 137V135L166 136V137H171V136H173V135H175V133L178 131V126H180V121L182 120V113H179V114H173V112H175V110H176V108H178V107H180V106H182L183 104H182V102H180V100H179V102L176 100L175 102L173 101ZM35 100V99H34ZM44 100V99H43ZM140 100H142V99H140ZM147 101H144V103H146ZM178 103H181V104H178ZM80 104V103H79ZM178 104V105H177ZM66 106H72V107H74V108H77V106H75V105H73L72 103H69V104H67ZM220 106V105H219ZM81 107V106H80ZM202 107V108H201ZM162 108H163V111L161 112V110H162ZM243 109L244 108H242V110H241V114H242V112H243ZM173 110V111H172ZM158 112H159V114H158ZM161 112V113H160ZM1 114H2V110H1V112H0ZM20 113V112H19ZM21 114H22V112H21ZM20 115V114H19ZM151 115V114H150ZM22 116H23V114H22ZM151 117H152V115H151ZM197 117V118H196ZM21 118V117H20ZM145 120H147V118H145V119H142L140 122H144ZM155 121V122H154ZM137 122V121H136ZM150 122V123H151ZM154 122V123H153ZM240 122V121H239ZM22 124H24V122L22 121ZM239 124V123H238ZM250 124V123H249ZM137 125V123H135L134 122V124H132V126L134 127V126H136ZM187 125V124H186ZM28 126V125H27ZM118 126H121V125H118ZM131 126V127H132ZM139 126V125H138ZM241 126H243V124L241 125ZM25 127V126H24ZM140 127V126H139ZM181 127H183V126H181ZM240 127V126H239ZM262 127V126H261ZM260 127V138L262 139V140H264V126H263V128H261ZM75 128V127H74ZM135 128V127H134ZM223 128H225V127H223ZM111 129V128H110ZM157 129V130H156ZM185 129H187L186 127L184 128V130ZM207 129H209V127H207L206 128V130ZM29 130V129H28ZM76 130V129H75ZM171 130V131H170ZM164 131L166 132V133H164ZM156 132H158L159 133V135H156V134H154V133H156ZM29 133V131H27V132H24L23 131V133L20 131L19 132V135H20V141H22V140H24V142H30L33 138H34V136H33V134H30V136H27V134ZM130 134H132V133H130ZM172 134V135H171ZM197 135V134H196ZM127 136V135H126ZM190 136V135H189ZM185 137H187V134H186V136ZM199 137H200V134H199ZM144 138V139H143ZM196 138V137H195ZM248 138V137H247ZM247 138H245L244 137V141L241 143V145H240V147L237 149L238 150V152H239V157H242L244 154H246L247 153V151H249L250 149H252V148H254L255 149V145L256 144H252V145H247ZM250 138V137H249ZM29 139H31L30 141H29ZM121 139H123V138H121ZM142 139L144 140V142L145 143H142L141 141H142ZM114 140V139H113ZM102 141V140H101ZM115 142H117V140L115 141ZM120 142V141H119ZM111 143H112V141H111ZM113 143H114V141H113ZM119 144V143H118ZM122 144V145H123ZM174 144V146H176L177 144H180V143H178L177 141L176 142H174L173 143ZM213 144H215V141H213L212 142V145ZM240 144V143H239ZM23 145V143L22 142H20L19 144H17V146L18 147H12V149H11V153H12V155L13 156H17V157H19L20 158V156H23L24 154H23V151H25V147L24 146H22ZM115 145V144H114ZM120 145V147L122 148V145H121V143L119 144ZM117 147H119L118 145H117ZM119 147V148H120ZM234 147H236V146H234ZM246 147V151H244V152H241L244 148ZM120 148V149H121ZM115 150L116 149H118V148H114ZM123 149V150H124ZM148 149L150 150V152L148 151ZM205 149H209V147H207V148H205ZM235 149V150H236ZM92 152L96 155V153H97V151H98V147H92ZM100 150V149H99ZM105 150H107V147H106V149ZM114 150V151H115ZM145 150H146V152H148V154L147 153H145ZM183 150H185V152H183ZM191 150V146H189V145H186V146H183L182 147V154H181V156L182 157H185L186 159V161H188V162H190V163H192V164H196L197 163V161L199 160V159H201V158H203L204 156H202L201 154H200V157H197V158H191V157H189V151ZM210 150H212V149H209V151ZM119 152H121L120 150H118ZM107 153V152H106ZM111 154V158H112V155H114V154H112V153H110ZM109 154V155H110ZM106 155H108V153L106 154ZM205 155V154H204ZM108 157H110V156H108ZM114 157V156H113ZM244 157V159H243V161H244V163H245V167H244V170H245V173H247V174H251V168H252V166H251V168L249 167V165H248V163H251V165L253 164L250 160H249V157H246L245 155L243 156ZM6 159V158H5ZM42 160V159H41ZM55 160H57V158H55ZM54 160V161H55ZM0 161H1V159H0ZM3 161V160H2ZM231 162V161H230ZM45 164V162H43V161H39L38 163H34V165H37V166H32V168H34V172H38V169H40L39 171H42V165H44ZM85 164V163H84ZM192 164H191V166H192ZM231 165V164H230ZM248 165V166H247ZM254 165V164H253ZM56 166V165H55ZM52 167V166H50V165H47V168H46V173H48V172H51L50 174H53V172H56V174L58 173V171L60 170V169H58L59 167L57 166V167ZM254 167V166H253ZM27 167L24 165V169H26ZM51 168V169H50ZM123 168V169H122ZM256 169H258V168H256ZM256 169H255V171H256ZM136 170V169H135ZM262 170V169H261ZM261 170L259 171V172H261ZM255 171H253V172H255ZM61 172H65V169H62L61 170ZM224 172H226V171H224ZM258 172V171H257ZM259 172H258V174H253V176L252 177H254V178H256L255 180H259V185L261 186V183H262V186H261V188L257 191V193L256 194H259V199L260 200H258V198L257 199H255V200H252L251 198H253V196H251V195H248V193H249V191L247 192V190H246V192H244V191H242V189L243 188H245L244 186H239L241 189H240V191L238 192L239 193V195H240V198H242V199H246V198H250V201H248V203L250 202V204H252V205H254L255 207L257 206V207H259V210H257V212L255 213V214H253V213H251L250 211H249V213L251 214L250 216H251V219H253V221H254V223L256 224V225H261L263 228H264V218H261V203L264 201V192L263 193H260L261 191H263L264 190V185H263V182H264V174L262 173H260L259 174ZM262 172H263V170H262ZM42 173H45V171H43ZM172 173H174V177H172V178H174V180L173 181H171L170 183H168V184H166V187L168 186V185H170L171 187H176V186H178V184L176 183V181H178L179 179H180V177L182 176V175H184L185 173H183L182 171L180 172V171H176V172H172ZM232 174V172H230V175ZM173 175V174H172ZM226 175H227V178L228 179H231L230 178V176L228 175V172L226 173ZM226 175L225 176H223V178L225 179L226 178ZM53 176H55V175H53ZM53 176H50L49 178H47V181H49L50 179H52L53 178ZM251 176V175H250ZM212 177H214V175L212 176ZM211 177V178H212ZM234 177V176H233ZM61 178V176H58L57 178H56V180H58V179H60ZM254 178H253V180H254ZM233 179H235V178H233ZM239 179V178H238ZM251 179V178H250ZM249 179V180H250ZM236 180H237V178H236ZM254 180V181H255ZM59 181V180H58ZM170 181V180H169ZM238 181V180H237ZM253 181V182H254ZM231 182H234V181H232L231 180ZM252 182V181H251ZM65 183H66V181H63V182H60V184H59V186L58 187H56V189L57 190H59V192H61L62 191V189L64 188V185H65ZM235 183V182H234ZM238 183V182H237ZM256 183V182H255ZM254 183V184H255ZM258 183V182H257ZM177 184V185H176ZM244 184V183H243ZM242 184V182L241 183H239V185H243ZM117 186H120V187H117ZM204 187H206L205 185H203ZM237 187H238V185H236ZM254 186V185H253ZM255 187V186H254ZM135 188V187H134ZM249 188V187H248ZM247 188V189H248ZM256 188V187H255ZM207 190H208V188H206ZM250 189V188H249ZM131 190H129L130 192H132ZM219 190H222L221 188H219ZM244 190V189H243ZM256 190V189H255ZM93 193H95V191H92ZM126 192H128V191H126ZM209 192H213L212 191V189H209ZM251 192V191H250ZM253 192V191H252ZM245 197H244V196ZM258 196V195H257ZM138 198V197H137ZM137 198L136 199H134V201L135 202H133V204H128V205H131L130 207H132V208H130V211L128 212V223H129V226L130 225H135V223H136V221H138L140 218V211H138V209H137V207H136V205H139V203L137 204ZM139 199V198H138ZM231 199L233 200L234 198H232L231 197ZM239 199V198H238ZM236 201H238L237 199H235ZM240 200V199H239ZM61 201V204H60V207L58 208H56L53 212H54V217H53V219H54V221L52 222V224H51V228H52V230H51V232L49 233V236L51 237V236H65V237H72V238H75V239H77V240H79V241H83V240H87V239H90L91 237H94V238H101L100 236H102V232L103 231H105V230H109V232L111 231V232H113V227H110L111 226V224L109 225V226H104L105 228H102V230H100V232L101 233H97V229H95V230H93L92 232H91V230L90 229H92V228H97L96 226L99 224V220H98V218L97 217H99V213H101V211L102 210H108V209H110L109 211H115V213L116 212H118L119 210L120 211H123L121 208H123V207H121V208H116V209H114V208H110V207H102V205H100V204H92L91 202H86V201H83V200H76L75 198H72V200L71 201H69L68 203H66V205L62 208V205L64 204V203H62V202H64L65 201V199H61L60 200ZM132 203V202H131ZM191 205H194L193 206V209L191 208V210H189L188 211V213L190 214L191 213V215L190 216H186V218H184V221H186L185 222V226H187V225H194V229H193V232L194 231H196L197 230V228H201L202 226H201V224H202V219L200 220V218H201V211H203V207H199V205H198V203L197 202H195V201H192V204ZM251 205V206H252ZM100 207H102V208H100ZM116 207H118V206H116ZM127 206H125V208H126ZM62 208V209H61ZM127 208H129V207H127ZM124 209V208H123ZM119 211V213L121 214L122 212H120ZM200 213H199V212ZM185 212V211H184ZM119 213H116V214H118V216H120V214ZM173 214L175 213L174 211L172 212ZM186 213V212H185ZM106 214V213H105ZM98 215V216H97ZM101 215V214H100ZM103 215V214H102ZM101 215V216H102ZM115 215V214H114ZM254 215H255V217H254ZM105 216V215H104ZM108 216V215H107ZM247 216H249V214L247 215ZM258 216V217H257ZM103 217V216H102ZM109 217V216H108ZM121 218V217H120ZM60 219V220H59ZM138 223V222H137ZM107 225V224H106ZM117 225H120V224H117ZM116 225V226H117ZM184 225V224H183ZM50 226V225H49ZM99 226V225H98ZM54 227H57V228H59L58 230H57V234H55L54 232H55V230H54V232H53V229H54ZM118 227V226H117ZM126 227V226H125ZM127 228V227H126ZM125 228V229H126ZM159 231H156V229L153 231L152 230V232L150 231V233H151V235L149 234V236H145L144 238L145 239H148V241L147 240H145L146 242V244H144V245H142V247H140L139 249H129V248H125V249H119V251L117 250L113 255H112V257H111V260H109V262H107L106 264H138L140 261H142V260H144L145 258H148V256L150 255V254H152L153 252H154V249L157 247V246H155L156 245V243L154 244V241L155 242H158V244H162L163 242L161 241V239H163V237L165 236L164 234H165V232H163L164 230H160V229H158ZM201 230H202V228H201ZM88 231L90 232L89 234L90 235H88L87 233H88ZM106 232V231H105ZM108 232V231H107ZM126 232V231H125ZM149 232V231H148ZM154 232V233H153ZM153 233V234H152ZM175 233H177V235L175 234ZM175 233H174V237L173 238H170L169 240H171V242H172V244H175V242H177L178 244H179V247H180V249L181 248H183V247H186V249L188 250V246H185L184 244H183V242H181L180 241V239L182 238V236H183V234H186L187 232H183V233H179L178 232V230L176 231L175 230ZM126 234H128V233H126ZM123 235H124V233H123ZM126 236V235H125ZM198 236V235H197ZM205 236V232H204V230H202V232H200V235L198 236V237H204ZM55 238V237H54ZM190 246H189V250H188V252H190V253H194V255L196 256V254L199 252H197V253H195L193 250H191V248L193 247H196V245L191 241L190 243ZM159 245V246H160ZM192 246V247H191ZM191 247V248H190ZM24 248H21V250H23ZM199 255V254H198ZM185 259H187L188 257H190V255H187V253L185 254ZM200 256V255H199ZM264 256V254H261L258 258H256V259H254V260H252L251 261V264H256V263H258V261L261 259V257H263ZM192 259L194 260V262L196 263V264H202V260H197V258H194L193 256H192ZM196 259V260H195ZM260 262H262L261 264H264V260H260ZM259 262V263H260Z\"/></svg>","mask_w":264,"mask_h":264},{"label":"snow or ice","instance_id":"3","mask_svg":"<svg viewBox=\"0 0 264 264\" xmlns=\"http://www.w3.org/2000/svg\"><path fill=\"white\" fill-rule=\"evenodd\" d=\"M135 39V37L133 38ZM167 63H172L171 61L167 62ZM89 67V64L86 63L85 64V69H87ZM85 75L87 76L88 73L86 72ZM113 88L115 89H119V82H114L113 85H112ZM171 101L170 100H166L164 101V104L162 106H165L167 104H170ZM145 115H147V113H145ZM141 119L144 118V116H141L140 117ZM108 123H120V121H109ZM107 125L106 124H102L100 125V128L97 129L96 131H94L92 133L93 136H98L100 134V131L106 127ZM87 155V149H84L82 151V153L80 155H77L75 157V160H80V159H83V157ZM75 160L73 162H75ZM96 186H93V185H85V184H76V185H68V189L69 190H73V189H76V190H80V189H88V188H95ZM103 191H107L106 189L103 190ZM71 197L72 198H76L77 197V194L76 192L72 191L71 192ZM76 247V245H73L71 241H64V242H61L59 244H54V245H45L42 249H40L39 251L40 252H44V253H53V252H58L60 251L61 249H72ZM261 251H264V246H262L261 248ZM23 256H27L29 255V253L27 252H24L22 253Z\"/></svg>","mask_w":264,"mask_h":264}]
</instances>
